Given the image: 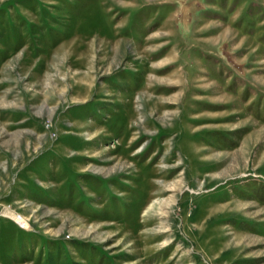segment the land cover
Instances as JSON below:
<instances>
[{
  "label": "rangeland",
  "instance_id": "1",
  "mask_svg": "<svg viewBox=\"0 0 264 264\" xmlns=\"http://www.w3.org/2000/svg\"><path fill=\"white\" fill-rule=\"evenodd\" d=\"M0 264H264V0H0Z\"/></svg>",
  "mask_w": 264,
  "mask_h": 264
}]
</instances>
